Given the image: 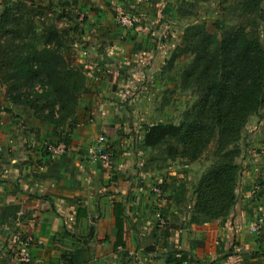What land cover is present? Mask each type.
<instances>
[{
	"label": "crops",
	"instance_id": "obj_1",
	"mask_svg": "<svg viewBox=\"0 0 264 264\" xmlns=\"http://www.w3.org/2000/svg\"><path fill=\"white\" fill-rule=\"evenodd\" d=\"M125 1L47 0L51 21L77 36L87 91L62 125L8 100L1 105L0 264H138L132 251L147 264H168L174 256H185L183 264H262L264 226L260 234L249 230L258 212L249 197L255 182L264 185L263 137L259 157L254 143L242 146L238 163L243 166L246 155V166L231 213L195 221L192 188H183L190 162H172L159 146H146V122L139 119L152 114L158 91L178 79L169 58L183 42L189 17L180 13L182 0H150L139 8L140 29L125 31L115 26ZM129 114L136 124L127 122ZM99 134L114 152L111 171L86 155ZM64 137L67 151L49 159L43 143ZM162 181L169 184L158 193L154 186ZM157 213L169 220L167 227L156 223ZM29 229L32 260L24 262L15 252L19 234Z\"/></svg>",
	"mask_w": 264,
	"mask_h": 264
},
{
	"label": "trees",
	"instance_id": "obj_2",
	"mask_svg": "<svg viewBox=\"0 0 264 264\" xmlns=\"http://www.w3.org/2000/svg\"><path fill=\"white\" fill-rule=\"evenodd\" d=\"M263 1L240 0L241 13L260 12L264 18ZM0 9V83L5 85L6 99L31 109L40 120L65 124L87 91L86 70L66 56L68 32L50 19L40 22L39 32L35 8L27 0H9ZM180 13L186 14L181 7ZM182 38L169 67L180 55L191 56L181 71V88L193 89L197 98L179 123L149 125L143 142L152 147L172 138L168 154L189 161L216 145L194 192V220L209 222L226 218L237 202L243 129L264 107V44L258 33L245 26L231 30L217 24L210 30L205 20L188 23ZM35 81L47 88L30 90ZM185 260L174 256L168 264Z\"/></svg>",
	"mask_w": 264,
	"mask_h": 264
},
{
	"label": "rangeland",
	"instance_id": "obj_3",
	"mask_svg": "<svg viewBox=\"0 0 264 264\" xmlns=\"http://www.w3.org/2000/svg\"><path fill=\"white\" fill-rule=\"evenodd\" d=\"M8 1L9 0H0V8L2 7V5H4V3ZM38 1L39 0H27V2L31 6H33V8H35L34 10H35V13L37 14V17L35 19L37 30L39 32H42V25L40 24V22L44 19H46L47 21V19H50L53 16H51L50 14H47V0L44 2H38ZM182 1L180 4V7L184 12H186L185 15H188L189 17L188 23L194 22L196 20H199V21L205 20L210 30H215L217 24H219V26L224 29H231V30L239 26H245L246 29L252 32L258 33L264 44V18L261 17L260 12L252 14V15L242 14L239 8L240 0H208V1L182 0ZM125 3L129 4L128 8L125 6H122L121 9H119V11L115 13V26L120 27L121 29L127 31L132 28L122 26L116 20L117 13L123 11L124 9L129 10V8H131L130 6L133 4L132 0L125 1ZM261 8L264 11V1L261 4ZM51 9L52 8H50L49 10ZM40 11H42L43 13H41ZM76 37L77 36H75V34H71L70 32L68 33L67 44L69 45V48L66 51V56L71 61L81 65L84 68L85 63L82 61H79L78 59L79 52L74 44V41H76ZM172 54H171V57H172ZM171 57L169 58V61ZM190 60H191V56L187 54H182L177 59L174 60V63L172 65L174 67L173 72H174L175 77H177L178 75V79L176 83L175 81L173 82L174 85L173 83H171L172 85L168 87H164L160 91H158V94L155 96V98H153V105L151 109L152 111H150L152 112V114L146 112L145 114L146 116L143 117L145 119L139 116V119H141L143 122H146L145 123L146 127L149 126V122L151 123H157V122L179 123L183 117L184 110L189 105H191L194 100H196L197 95L193 89L184 90L183 88H181V77H180L181 71H182V68L187 63L190 62ZM163 68L166 69L165 67ZM29 87H30L29 89L33 90L34 92H42L47 88L46 84H44L42 81H35ZM5 100H7L5 97V85L0 83V103H1L0 107L1 105L3 107L6 106ZM128 117L130 118V120L127 121L128 123L131 121L133 124H136L134 120L135 116H133L132 114H129ZM250 119L251 117L249 118V120ZM144 120H147V121H144ZM250 125L252 127L248 128L245 133L244 132L242 133L240 145L241 147L243 146L244 148L246 145H249V143L251 144L254 143L253 146L256 148V155H258L259 157L260 156L259 153H261V149L258 147H259V144H261L262 142H261V138H258V137H263V143H264V107L259 108L255 112V114L252 115V120L250 122ZM141 130L142 128L140 129V131ZM133 131H136V130H133ZM122 132H123L122 133L123 137L128 136L127 131H124L122 129ZM139 134L140 133H138V135ZM250 134H253L254 139H255L254 141H252V137ZM173 143H174V140L172 138H169V139H166L164 142H162L160 145H158L159 146L158 150H160L162 155H165L166 159L171 158V161L173 159H176L175 157H177V156H172L168 154V149ZM215 148H216V145L213 143L209 147L208 151L205 152L202 155V157H200L199 159L194 160V161H189L185 159L186 161L190 162V166L192 167H190L191 173L186 177V181H185L183 188H192L193 196L195 192V187L199 182L201 174L204 172L206 167L212 162L214 158L213 153L215 151ZM245 159H246V155L242 159L243 166H246ZM166 163H169V162H166ZM243 166H242V169L244 168ZM255 183H257L256 184L257 186L252 188V196L249 197V199H252V201L256 200V203L258 204V212L256 214V218H254L253 222L249 225V230L254 233H256L252 229V226L254 223L262 222V226H264V185L261 183H258V181ZM167 184L169 183H166L163 181L160 184L158 182L157 184H155V186L166 188L163 186H167ZM237 187H236V195H237V199H239L240 195L237 193ZM258 233L260 234V232ZM236 235L237 233H235V236ZM233 239H234V236H232V240ZM234 242H237L236 238L234 239ZM236 249L238 251L241 250L238 248ZM130 255L132 254L130 253ZM259 262L264 264L262 260H260Z\"/></svg>",
	"mask_w": 264,
	"mask_h": 264
},
{
	"label": "built area",
	"instance_id": "obj_4",
	"mask_svg": "<svg viewBox=\"0 0 264 264\" xmlns=\"http://www.w3.org/2000/svg\"><path fill=\"white\" fill-rule=\"evenodd\" d=\"M133 4L130 6L129 10L124 9L123 11L117 13L116 20L122 26L140 29V14L139 8L143 4H147L150 0H132ZM129 4L127 5L128 8ZM43 150L46 152V155L49 156V159H55L67 151V139L64 137L62 140L57 143L45 142L43 143ZM86 155L90 161L98 163L105 170L111 171L115 166L114 162V152L108 147L107 136L105 134H99L96 141L87 148ZM43 167L44 165L41 164ZM161 182H159L160 184ZM155 191L160 193L161 187L155 186ZM26 216V212H21V219ZM156 222L160 227H167L169 225V220L161 213L156 214ZM262 222H256L253 224L252 229L256 233L260 232L262 229ZM35 236L31 229L22 232L19 234V244L16 248L15 256L24 262H30L32 260L31 247L34 243ZM131 254L135 256V261L138 264H147L144 263L142 259L132 251ZM40 264H44L40 262Z\"/></svg>",
	"mask_w": 264,
	"mask_h": 264
}]
</instances>
